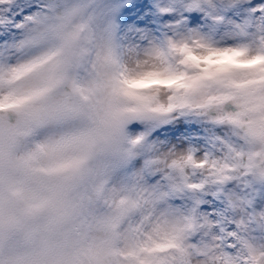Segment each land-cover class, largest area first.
Masks as SVG:
<instances>
[{"label": "snow or ice", "instance_id": "1", "mask_svg": "<svg viewBox=\"0 0 264 264\" xmlns=\"http://www.w3.org/2000/svg\"><path fill=\"white\" fill-rule=\"evenodd\" d=\"M0 264H264V0H0Z\"/></svg>", "mask_w": 264, "mask_h": 264}]
</instances>
